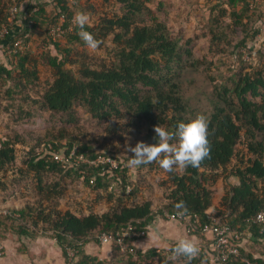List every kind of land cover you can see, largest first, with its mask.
Instances as JSON below:
<instances>
[{"label":"trees","instance_id":"trees-1","mask_svg":"<svg viewBox=\"0 0 264 264\" xmlns=\"http://www.w3.org/2000/svg\"><path fill=\"white\" fill-rule=\"evenodd\" d=\"M11 5L12 0H0V28L8 27L0 38V108L16 124L12 133L0 134V195L23 187L38 197L6 207L8 214L0 216V244L14 236L24 254L27 243L48 238L64 264H264V223L255 221L264 210V0H205L201 33L193 36L183 30L173 36L168 27L172 5L166 0H24L10 23ZM76 11L97 16L85 30L99 41L97 49L105 47L106 59L90 56L93 49L72 23ZM61 17L64 33L53 41L49 30ZM18 39L27 48L10 54ZM199 40L206 41L207 54L218 56L226 72L206 57L197 58ZM40 66L52 72L50 81H40ZM199 69L213 72L211 82L219 78L203 111L183 86L185 74ZM80 110L107 124L119 140L125 132L147 144L156 142L155 125L174 131L178 122L203 115L208 155L198 167L164 170L159 186L166 192L158 205L134 202L141 171L162 169L153 161L137 167L134 175L126 165L129 156L80 142L70 130L77 126ZM45 116L47 127L41 123ZM53 153L63 160L56 161ZM97 155L115 159L118 169L102 170L92 163ZM79 180L92 195L86 213L46 204ZM97 206L104 210L97 212ZM163 211H184L202 224L215 219L228 225L241 233L238 254L213 262L212 242L199 234L205 243L191 259L138 248L135 243L145 236L124 237L126 248H121L120 236L146 234L155 219H163ZM102 233L110 237L104 259L86 249L102 246Z\"/></svg>","mask_w":264,"mask_h":264},{"label":"rangeland","instance_id":"rangeland-1","mask_svg":"<svg viewBox=\"0 0 264 264\" xmlns=\"http://www.w3.org/2000/svg\"><path fill=\"white\" fill-rule=\"evenodd\" d=\"M167 3H171L170 10V21L168 22V27L171 33L176 35L179 31L183 32L188 36H193L194 34H200V24L202 19L199 18V13L206 11L205 0H166ZM107 10H111L108 8ZM98 20L97 16L90 17V23H95ZM200 23V24H199ZM261 39V38H259ZM206 41L199 40L195 44L194 51L197 58L206 62H213L217 65L218 70H223L226 72L225 68L220 65L218 61V56L208 55L206 52ZM90 56H95L97 60L106 59V49L105 47L101 49L92 50ZM248 57H245L247 60ZM222 61L226 60V57L221 58ZM254 63H257L255 61ZM212 71H215L214 67H211ZM40 81L43 83L48 82L52 79V72L45 69V67L40 66ZM208 74L201 72L200 69L196 72H188L185 74V81L183 86L185 87V93L190 98L191 102L198 108V111H203L205 104H207L206 96L211 90V85L219 81L216 76V81L211 82V75L213 72ZM80 119L77 126L71 127V131L79 139L80 142H92L95 147H103L111 151L117 150L122 155L130 156L132 153L127 152L126 145L134 146L138 142L139 138L135 135H128L125 132L121 134L120 140L117 135L112 132L107 131V124L100 123L93 120L87 113L80 110ZM14 117H11L9 112L4 111V108H0V134L12 133L11 126L15 125L13 122ZM12 120V122H11ZM42 125L44 127L48 126L47 117L45 116L42 120ZM36 124H39L38 122ZM96 151H100L96 149ZM135 175L136 168H132ZM141 181L140 190L138 191L137 199L134 202L151 201L153 205H158L159 202L164 197L166 192V187L159 186V181L161 182L165 179L164 170H149L145 168L138 175ZM48 182H52L51 179ZM38 195H29V192L25 191L23 187L21 188H10L7 192L0 195V207L9 208L12 206H18L30 199L31 201L36 200ZM92 195L84 188L82 182L79 180L73 187L65 186V190L57 197H54L51 202L47 203L63 211H71L73 213H86L88 211L87 204L91 202ZM95 210L103 211V206L95 207ZM28 249L26 253L22 254L21 244L16 240L14 236L2 241L0 247L2 252L0 255V264H64V261L60 255V252L54 241L40 237L35 243H27ZM87 252L90 254L97 255L100 259H104L108 256V245L104 246H87ZM68 253V252H67Z\"/></svg>","mask_w":264,"mask_h":264},{"label":"clouds","instance_id":"clouds-1","mask_svg":"<svg viewBox=\"0 0 264 264\" xmlns=\"http://www.w3.org/2000/svg\"><path fill=\"white\" fill-rule=\"evenodd\" d=\"M72 23L79 29L77 34L83 43L89 49H97L99 41L91 32L85 30V25L90 23L89 15L76 11ZM153 130L155 143L138 141L134 146L126 145L127 152L132 153L126 161L129 168H137L155 161L161 169L171 172L188 166L198 167L208 155L207 123L203 115H197L188 122H178L174 131L158 125H155ZM171 251L174 256L183 255L191 259L198 253L199 248L194 238H181Z\"/></svg>","mask_w":264,"mask_h":264},{"label":"built area","instance_id":"built-area-1","mask_svg":"<svg viewBox=\"0 0 264 264\" xmlns=\"http://www.w3.org/2000/svg\"><path fill=\"white\" fill-rule=\"evenodd\" d=\"M24 0H12V5L10 7V17L8 21L10 23L13 22L16 15L19 11L20 3ZM64 23L63 17L60 18L59 24L52 26L49 30V35L53 41L57 39H61L64 33V29L62 27V24ZM8 34V27L7 25H2L0 28V38L5 37ZM27 45H25L24 41L21 39H18L14 43L13 49L9 52L15 53L17 50H23L26 49ZM48 149H52L51 145H47ZM71 155L74 154V152L70 153ZM53 158L56 161L63 160V157L59 153H53ZM83 159L82 157H80ZM80 160V159H79ZM79 160H76L75 162L78 163ZM88 162L87 160H84V162ZM94 164H100L102 165V170L112 171L115 169H118V162L109 157L104 155H97L96 158L92 161ZM8 214L6 209H0V216ZM163 219L168 221H176L183 225L184 232L186 235L189 236H196L199 234V236H209L210 237V247L212 250H215L216 254L213 256L212 261L215 262L218 259L225 260L229 255H237L238 254V248L235 246L237 242L240 241L241 233L231 231L230 227L228 225L222 224L220 221L213 219L211 224H202L199 220V218L196 215H191L189 213H186L184 211L176 212V213H168L164 212L162 213ZM255 221L257 223H264V210L257 213L255 217ZM144 232H135V233H124L122 237L120 236L118 239V242L121 244V248L124 250L126 248V245L123 243L124 237H135V238H141L144 237ZM99 242L100 244L106 245L110 242V237L102 233L99 236ZM174 247V246H173ZM172 247V248H173ZM172 248L164 251L166 255L169 257L175 259L178 256H174L172 254ZM199 251L194 257H198L199 253L201 252L200 246H198ZM74 254L73 250L68 251V256L71 258ZM247 264H249L247 262Z\"/></svg>","mask_w":264,"mask_h":264},{"label":"crops","instance_id":"crops-1","mask_svg":"<svg viewBox=\"0 0 264 264\" xmlns=\"http://www.w3.org/2000/svg\"><path fill=\"white\" fill-rule=\"evenodd\" d=\"M0 209L6 208L0 207ZM181 238H194L197 246L205 243L200 237L186 235L181 223L157 218L147 228L145 237L135 244L138 248L154 247L158 250L165 251L175 245ZM205 238L210 241L209 236H205Z\"/></svg>","mask_w":264,"mask_h":264}]
</instances>
